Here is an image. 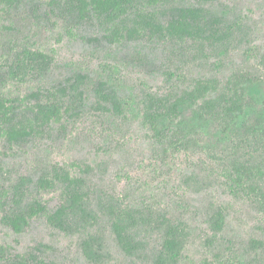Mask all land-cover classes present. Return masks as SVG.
<instances>
[{"label":"trees","instance_id":"1","mask_svg":"<svg viewBox=\"0 0 264 264\" xmlns=\"http://www.w3.org/2000/svg\"><path fill=\"white\" fill-rule=\"evenodd\" d=\"M218 1L0 0V158H14L54 133L66 134L87 110L129 122L109 81L92 86L87 72H76L44 85L55 56L28 35L20 37L19 29L28 25L31 34L35 27L61 28L75 37L77 29L94 27L97 35L82 36L90 44L158 42L171 50L175 65L162 72L167 87L144 91L141 98L142 126L157 160L166 165L180 160L177 168L190 170L183 175L187 193L208 195L215 186L224 187L235 200L264 214V101L250 92L264 87V53L256 71L218 75L228 59L250 45L244 25L215 11ZM129 61L155 73L143 54ZM196 67L216 73L188 77L186 70ZM19 87L27 91L16 92ZM186 109L199 126L211 128L210 138L187 124ZM108 171L107 161H73L52 164L37 177L0 178V222L21 234L45 218L52 229L78 240L90 264H186L194 238L190 212L139 202L130 184L123 191L108 186ZM55 199L59 204L52 209ZM200 214L206 227L203 241L212 255L200 264H229L224 261L233 252L224 237L228 207L212 199ZM248 251L254 254L248 264H264V255L258 259L263 241L251 239ZM52 253L44 243L24 253L0 243V264H58Z\"/></svg>","mask_w":264,"mask_h":264},{"label":"rangeland","instance_id":"2","mask_svg":"<svg viewBox=\"0 0 264 264\" xmlns=\"http://www.w3.org/2000/svg\"><path fill=\"white\" fill-rule=\"evenodd\" d=\"M214 9L227 19L244 25L250 43L228 59L218 75L256 71L264 53V0H219ZM19 29L20 37L28 35L32 42L55 56L54 68L43 80L44 85L56 84L76 72H87L92 78V86L99 80L109 81L122 98L130 120L127 123L116 122L87 110L66 134L54 133L48 139L33 141L14 158H0L4 169L0 178L3 181H14L19 175L37 177L43 169L55 163L79 161L95 165L107 161L108 186L123 191L128 183L139 202L147 200L157 208L180 210L182 214L190 212L188 218L192 219L194 238L186 253V264H200L203 257H212L203 241L206 227L204 216L200 214L207 201L212 199L228 207V226L224 237L233 252L224 261L248 264L253 260L254 254L246 252V248L253 238L264 242V214L257 213L243 201L235 200L224 187L215 186L208 195L187 193L183 188V175L190 170L187 167L178 169L180 160L174 159L168 165L157 160L154 148L146 137L141 121L142 94L144 91L162 92L167 87L162 72L171 63L172 67L175 65L172 58L169 59V48L158 42L125 43L120 46L90 44L82 36L97 35L98 29L94 27L77 29L75 37L67 36L61 28L35 27L31 34L28 25L23 24ZM137 54L150 59L155 73L150 74L129 61ZM208 73H216V70L197 67L186 70L188 77ZM15 90L27 91L24 87ZM250 92L258 102L264 101L263 86L251 88ZM182 116L190 127H198L207 138L211 137V128L199 126L191 110H184ZM58 204L59 200L55 199L51 208ZM0 243L11 246L19 253L44 243L51 246L52 257L58 264H90L78 240L52 229L45 218L31 222L21 234L14 233L0 222ZM263 255L259 252L258 259Z\"/></svg>","mask_w":264,"mask_h":264}]
</instances>
